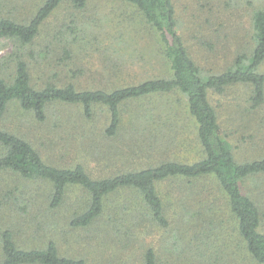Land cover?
<instances>
[{
  "label": "rangeland",
  "instance_id": "1",
  "mask_svg": "<svg viewBox=\"0 0 264 264\" xmlns=\"http://www.w3.org/2000/svg\"><path fill=\"white\" fill-rule=\"evenodd\" d=\"M42 1L0 0V7L6 6L1 10H9L7 15L15 13L18 21H23L33 16ZM173 4L178 31L191 56L203 69L218 73L231 67L237 55L252 44L251 17L257 8L264 9V0H173ZM143 19L135 7L122 2L89 0L85 8L77 9L71 0L65 1L45 22L35 45L41 52L32 61L35 62L31 67L32 81L38 86L73 81L79 89H112L163 75L165 65L156 34ZM14 48L10 39H0V58L11 55ZM7 67L5 73L9 76L13 65ZM246 90L233 87L224 93L213 92L210 97L241 159L259 157L264 152V106L252 108ZM178 97L169 96L168 101L175 102ZM123 108L122 125L129 126L131 112L137 107L132 102ZM108 122V112L102 106H97L93 117L88 119L76 105L56 103L47 119L38 122L13 103L0 119V128L29 140L51 165L74 167L79 163L94 178L144 168L160 156L154 143L150 148L144 139L122 135L125 127L118 138L106 137L103 132ZM186 157L192 158L193 152L185 153L182 160ZM243 183L262 204L264 221V173ZM182 185L173 181L159 185L167 206V228L153 220L136 194L139 199L131 192L108 196L100 226L103 228L115 211L130 216L134 239L123 247L121 243L127 240L122 237L100 236L101 230H82L70 225L74 207L85 204L90 197L80 186L69 187L62 205L53 210L49 206L50 184L26 179L11 170H0V234L6 228L11 229L23 248L44 247L53 240L62 255L83 256L92 264H138L149 247L157 253L159 264H202L198 256L213 246L216 264H241V260H235L236 241L224 239L234 235L233 222L224 205L210 211L200 207H188L186 211L181 204L178 206L173 194L176 191L182 195ZM214 196L221 197L216 192ZM178 198L180 202L182 197ZM189 199L186 197L185 201ZM130 210L134 216L129 215ZM208 235L210 248L201 246Z\"/></svg>",
  "mask_w": 264,
  "mask_h": 264
},
{
  "label": "trees",
  "instance_id": "2",
  "mask_svg": "<svg viewBox=\"0 0 264 264\" xmlns=\"http://www.w3.org/2000/svg\"><path fill=\"white\" fill-rule=\"evenodd\" d=\"M65 1L43 0L33 16L23 21H18L15 13H10L11 16L6 14L9 10H1L6 6L0 7V39L7 38L15 44L11 55L0 58V119L7 115L13 103L38 122L47 119L56 103L76 105L88 119L93 117L97 106H102L108 112L109 122L103 132L106 137L115 139L125 127L127 130L122 135L144 139L150 148L155 145L154 150L160 156L147 167L94 178L79 163L74 167L51 165L29 140L0 128V170H11L26 179L50 184L49 206L53 210L62 205L69 187L80 186L90 197L85 204L74 207L70 225L82 230H101L100 236L122 237L127 240L120 242L123 247L134 239L130 216L115 211L103 228L100 226L108 196L133 193L137 199L141 198L153 220L167 228V206L159 193V185L166 181L181 182L182 195L173 193L175 197H182L180 202L176 197L178 206L181 204L186 211L188 207L210 211L224 205L233 222L234 234L224 239L236 241L235 260H241V264H264L263 207L243 183L264 173V152L259 157L239 158L233 138L226 132L210 98L213 92L245 87L252 108L264 106V9L257 8L251 17L252 44L237 55L231 67L218 73L203 69L191 56L178 31L173 0H112L133 6L142 14L147 27L156 34L165 73L112 89H79L73 81L38 86L31 74V67L35 65L32 61L41 52L35 45L45 22ZM71 2L75 8L83 9L89 0ZM9 64L13 67L8 76L5 71ZM175 95H179L177 101H168L169 96ZM132 102L137 109L131 112L129 126L122 125L123 107ZM188 152H193V157L182 160ZM215 192L221 196L219 199L215 198ZM186 197L190 199L185 201ZM129 215L134 216V212L130 210ZM220 228L223 229L222 223ZM209 237L201 241V246H212L208 243ZM0 247V264H92L83 256L62 255L53 240L44 247L23 248L9 228L0 234ZM215 250L213 246L198 259L202 264H216L217 260L212 257ZM158 261L154 248L149 247L143 251L138 264H159Z\"/></svg>",
  "mask_w": 264,
  "mask_h": 264
}]
</instances>
